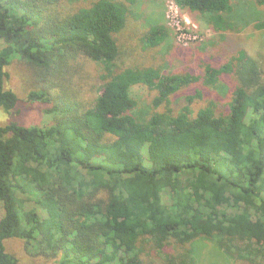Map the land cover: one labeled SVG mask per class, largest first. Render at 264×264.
<instances>
[{"label": "trees", "instance_id": "trees-1", "mask_svg": "<svg viewBox=\"0 0 264 264\" xmlns=\"http://www.w3.org/2000/svg\"><path fill=\"white\" fill-rule=\"evenodd\" d=\"M173 1L225 41L222 59L141 64L175 42L161 0H0V110L18 104L16 63L55 115L0 124V264H22L8 240L54 264H264V50L227 34L253 22L264 41V0ZM195 83L218 95L177 107Z\"/></svg>", "mask_w": 264, "mask_h": 264}, {"label": "rangeland", "instance_id": "rangeland-1", "mask_svg": "<svg viewBox=\"0 0 264 264\" xmlns=\"http://www.w3.org/2000/svg\"><path fill=\"white\" fill-rule=\"evenodd\" d=\"M161 7L164 14V21L169 27L170 33L173 36L174 43L173 48L171 49L170 55L168 57L162 58L161 54L164 53V50L160 46V48L152 49L144 54V57L139 60L141 64H150L152 63V59L157 64H162V68L164 71L175 72V73H184L185 71L191 72H199L200 71V62L201 60L210 61L211 58H217V62L220 60L222 56H225L226 51L225 41L217 40L219 35H215L213 31H211L207 26H205L202 22L195 20L192 16H190L185 11L179 9L173 0H161ZM251 1V0H248ZM257 7V8H256ZM257 9L258 13L253 12L252 19L259 18L264 21V7L259 6L254 7ZM142 10L144 13L148 14L150 12L147 6L142 5ZM133 19V18H132ZM135 20V18H134ZM138 22H142L141 20L136 19ZM142 25V23H141ZM140 26V24H139ZM132 27L131 25L128 26ZM141 27V26H140ZM143 29V28H141ZM259 33L258 31H256ZM254 30L253 22L246 26L245 29L240 31L239 33L227 32V34L234 38V41H237L241 44H246L247 41H250V46L252 53L259 49V52L264 50V47H261V43L264 41L259 40L258 42L257 33ZM214 38V39H213ZM208 39H212V44L203 47L206 43L209 44ZM122 40V38H120ZM173 40H171L172 44ZM2 42L0 41V46ZM237 43H233L232 46ZM263 45V44H262ZM169 48L167 49V51ZM161 53V54H159ZM222 59V58H221ZM97 66L92 64V69H96ZM7 71L9 73L8 80L5 83V86L12 89L18 96V104L14 110L11 112H5L0 110V124H5L10 121H15L19 124L31 126H43L51 123L55 115L49 112H46L43 106L38 103H30L27 100L28 86L29 83L27 79L31 77L28 69L26 67L18 66L16 63H12L7 67ZM94 81L88 78L86 79L84 93L79 92L82 96L81 98H87L88 96V88L90 84ZM195 88H201L204 96L203 99H196L192 108H196L199 106L206 105L207 98H213L218 93L207 86H203L200 84H191L187 87H183L180 89L175 95H173L174 103L177 107L179 105L184 104V96L191 93ZM133 93L140 95L142 99H144L148 91L145 87H136L133 89ZM224 101V100H223ZM0 209V216H1ZM6 247L8 251L16 254L21 260L22 264H54L49 261H45L43 258L34 257L26 252L24 249V245L21 241L18 240H8L6 242ZM213 261L214 259H209V261ZM219 259L217 262H219ZM216 261V260H215ZM211 264V263H209ZM224 264H235L233 262H226Z\"/></svg>", "mask_w": 264, "mask_h": 264}]
</instances>
